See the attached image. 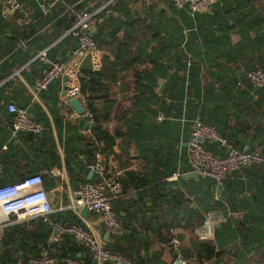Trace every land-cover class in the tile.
<instances>
[{"label":"crops","instance_id":"1","mask_svg":"<svg viewBox=\"0 0 264 264\" xmlns=\"http://www.w3.org/2000/svg\"><path fill=\"white\" fill-rule=\"evenodd\" d=\"M4 1L0 187L42 175L56 213L142 262L177 264L172 241L178 237L184 251L216 258V264H251L264 249V170L247 167L225 182H212L192 170L189 141L193 122L203 121L231 137L235 148L250 151L260 143L256 133L241 128L256 117L258 89H251L243 76L252 63H264V0H218L206 14L176 8L171 0H65L49 13L33 0H15L22 11L4 14ZM93 12L103 60L115 59L109 48L127 44L128 35L135 44L124 57L145 60L122 72L124 84L110 82L111 100L95 106L102 127L115 137L102 161L105 179L125 194L114 203L127 230L120 241L108 234L100 216L71 209L73 191L98 181L90 171L93 131L80 129L77 122L94 124L88 103L80 99L86 113L77 115L64 78L45 91L35 89L53 62H70L79 49L68 35L75 22L70 18ZM79 60L82 65L85 57ZM140 81L150 92L138 98ZM10 104L28 110L41 132L14 134ZM93 147L103 150L104 141ZM208 212L215 217V237L200 241L195 230ZM190 262L199 264L196 258Z\"/></svg>","mask_w":264,"mask_h":264},{"label":"built area","instance_id":"2","mask_svg":"<svg viewBox=\"0 0 264 264\" xmlns=\"http://www.w3.org/2000/svg\"><path fill=\"white\" fill-rule=\"evenodd\" d=\"M41 4L45 13L55 9L62 0H33ZM177 8H190L193 13H206L218 0H172ZM20 5L15 0L3 2V13L14 14L21 12ZM97 13H85L76 16L74 25L68 31V35L79 43V49L74 52L70 62L52 63L49 69L35 83V89L40 92L46 90L54 81L67 78L65 86L69 100L82 99L81 64L80 58L90 56L91 72H100L103 68V53L95 40V28L97 25ZM25 24L28 22L25 21ZM42 53L40 57L45 58ZM248 78L258 88H264V72L252 71ZM13 115L12 129L14 134L41 132L40 125L34 121L26 109L18 108L14 104L8 106ZM219 144L227 149L225 156H218L207 144ZM97 161L90 167V171L97 176V182L86 183L72 193L71 209L88 211L100 216L109 235L117 236L124 232V227L118 219L113 203L124 196L121 186L105 179L102 154H96ZM189 159L192 170L200 177L222 182L232 173L250 166L264 167V145L255 151L240 152L228 145L215 127L196 121L189 141ZM0 161V175L2 174ZM56 213L52 207L48 193L44 188L43 177L34 174L25 177L21 181L0 187V229L13 224H21L27 221L41 218L49 222V217ZM53 242H59L62 236L71 235L77 241L86 245L99 264L112 262L114 264H135L121 255H116L108 250L105 245L90 231L79 225L64 226L54 224ZM216 221L213 214H209L204 224L195 230V235L200 241L214 240ZM182 241L175 237L172 241V253L180 264H188L182 254ZM48 256L32 259L30 264H53Z\"/></svg>","mask_w":264,"mask_h":264},{"label":"trees","instance_id":"3","mask_svg":"<svg viewBox=\"0 0 264 264\" xmlns=\"http://www.w3.org/2000/svg\"><path fill=\"white\" fill-rule=\"evenodd\" d=\"M63 1L65 0H62V2ZM171 2L174 5L172 0ZM217 3L214 4L211 7V9L206 13L213 12L215 10ZM185 9L189 10L192 14H201V13H193L188 7H185ZM74 11L77 14L81 12L78 9L76 10L74 9ZM76 16L77 15L75 16L73 15V17L70 19L75 21ZM69 37L72 39H75L71 36ZM26 39L27 37L23 36L21 38L22 43H25ZM126 41H127V44H125L124 46L121 45L122 46L121 48H119V43H114L113 47L109 48V51H110L109 53H112V49H114V53L116 54V57L115 59L111 60L109 56H105L103 60V68L100 72H84V71L81 72L82 100L88 103V110H89V113L92 115V120L95 125L93 134L91 137L92 142L90 144L91 151H92L91 166L94 165V163L97 161V158H96L97 153L103 154L104 149L111 148L115 143L114 141L115 137H112L111 134H109V132L105 130L104 127H102L101 125V120L99 119V112L95 108L96 104L103 100L105 101V103L111 100L110 97H108L109 91H111L110 90L111 85L109 83L110 82L112 83L122 82L123 83L125 76H123L122 72L126 68L130 69L133 66H135V64L145 62L144 59H140V58L133 59V60L131 59L130 62L127 61L128 58L124 56L128 54L129 49L131 48L130 45H133L135 43L130 40L129 35L126 37ZM57 62L66 63L64 61H57ZM53 63H56V61ZM252 64L253 65L251 66L249 65L246 68V73H244L243 80L248 84V86L251 89L253 90H255V88L258 89L257 90V93L259 94L258 95L259 97L257 100L258 102L254 106V111H255L254 114L256 117L255 119H252L253 121L252 125L249 126V123L246 122L243 124V127L241 128V130L243 132H254L256 133V135H258V139L260 143L258 144L257 147L250 150V151H255L256 149L264 145V124L262 123L264 121V88H258L255 85H253L250 82L248 75L252 71H263L264 72V63L260 65L258 63H252ZM137 85H140V87L144 88V89L142 88L139 89L140 87L136 86L137 89H139V90H135L138 98L150 92L148 83L145 87L144 85H142L141 81ZM213 91L214 89H212L211 92ZM207 92L209 93V91ZM214 92H216V90ZM106 118H107V114H106ZM195 122L196 121H194L192 124L191 132L193 130V126ZM200 122L204 123L203 121H200ZM206 125H209V124H206ZM218 133L221 135L223 139H225L228 142V145H231L233 149L240 151V152H245L244 150L235 148L232 145L233 143H232L231 137H227L219 131ZM98 141L99 142L104 141L105 147L103 148V150L101 149L102 151L100 149L96 150L93 147L94 144ZM207 147L208 149H210L212 152H214L218 156H225L227 153V149L225 147H221V145L219 144L208 143ZM250 167L251 168L261 167V169L264 170L263 166L253 165ZM244 168H247V167H244ZM240 170L232 173L222 182L227 181ZM205 179L218 183L209 178H205ZM114 203H113V207H114ZM208 214L210 213L209 212L206 213V217ZM63 218L64 217L61 216L60 214L54 213L53 215L49 217L50 219L49 222H45L43 219L38 218V219L27 221L25 223L13 224V225L6 227L3 230L2 234L0 235V264H30L32 259H39L43 256H48L51 260L54 261L53 264H98L97 260L93 257L91 250L83 243L77 241L73 236L64 235L62 236L59 242L52 241V236L54 233V226H53L54 224L58 223L64 226L79 225L83 227V225L73 220V218H70L69 220H66ZM126 231L127 230L124 227V232L122 234L113 236V237L116 239V241H120L121 236H123L126 233ZM116 244H119V242H117ZM105 247L108 250H110L112 253L116 255H121L125 257L126 259H128L129 261H131L132 263L150 264V263L142 262V261H139L132 257L127 256L123 251L116 249L115 246L114 247L105 246ZM182 254L187 259L188 264H192L190 260H193L194 258L198 260L199 264H216L215 263L216 258L212 257L210 259V257L204 254L198 253L197 255H194V254H191L189 250L188 251L182 250ZM209 254H212V253L210 252ZM106 264H114V263L108 262ZM154 264H164V263H154ZM251 264H264V249H262L259 253L253 256V258L251 259Z\"/></svg>","mask_w":264,"mask_h":264},{"label":"water","instance_id":"4","mask_svg":"<svg viewBox=\"0 0 264 264\" xmlns=\"http://www.w3.org/2000/svg\"><path fill=\"white\" fill-rule=\"evenodd\" d=\"M81 70L84 72H91L92 71V66H91V58L90 56H86L84 62L81 65ZM65 82L67 81V78H64ZM66 89V94H67V88L65 86ZM70 106L72 107V109L76 112L77 115L79 116H83L86 113V109L85 107L82 105L81 100L80 99H73L70 100ZM79 122V128L80 129H84L86 131L91 130L93 131L95 128V125L85 119H81ZM83 213L84 215H86V213H88V209H83ZM180 264V263H177Z\"/></svg>","mask_w":264,"mask_h":264}]
</instances>
